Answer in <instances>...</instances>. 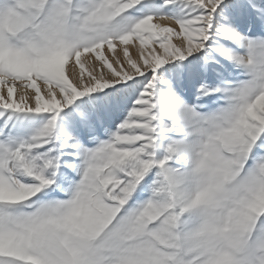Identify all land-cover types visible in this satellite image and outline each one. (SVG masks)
<instances>
[{"label":"snow or ice","instance_id":"1","mask_svg":"<svg viewBox=\"0 0 264 264\" xmlns=\"http://www.w3.org/2000/svg\"><path fill=\"white\" fill-rule=\"evenodd\" d=\"M0 264H264V0H0Z\"/></svg>","mask_w":264,"mask_h":264},{"label":"rangeland","instance_id":"2","mask_svg":"<svg viewBox=\"0 0 264 264\" xmlns=\"http://www.w3.org/2000/svg\"><path fill=\"white\" fill-rule=\"evenodd\" d=\"M117 51L119 52V48L117 49ZM133 55H135V53H133Z\"/></svg>","mask_w":264,"mask_h":264}]
</instances>
